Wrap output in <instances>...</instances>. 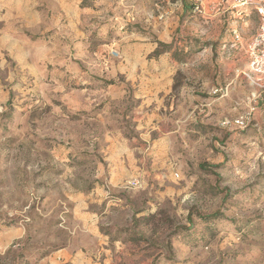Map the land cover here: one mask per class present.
<instances>
[{"label":"rangeland","instance_id":"1","mask_svg":"<svg viewBox=\"0 0 264 264\" xmlns=\"http://www.w3.org/2000/svg\"><path fill=\"white\" fill-rule=\"evenodd\" d=\"M223 1L0 0V264H264L260 19Z\"/></svg>","mask_w":264,"mask_h":264},{"label":"built area","instance_id":"2","mask_svg":"<svg viewBox=\"0 0 264 264\" xmlns=\"http://www.w3.org/2000/svg\"><path fill=\"white\" fill-rule=\"evenodd\" d=\"M195 1L202 2L203 0ZM223 3L239 21L248 17L249 12H254L260 19L258 32L244 47L247 59V67L244 74L254 88L251 113L248 114L250 116L256 111L260 102L264 100V0H224ZM232 35V47L241 45L242 35L236 27L233 28ZM248 116L237 119L236 124L245 127Z\"/></svg>","mask_w":264,"mask_h":264},{"label":"trees","instance_id":"3","mask_svg":"<svg viewBox=\"0 0 264 264\" xmlns=\"http://www.w3.org/2000/svg\"><path fill=\"white\" fill-rule=\"evenodd\" d=\"M216 216H214V218H215Z\"/></svg>","mask_w":264,"mask_h":264}]
</instances>
